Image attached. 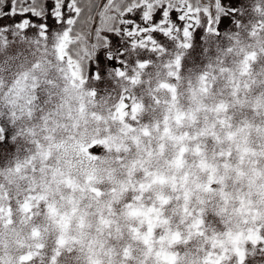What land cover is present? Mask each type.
<instances>
[{"label":"rangeland","instance_id":"374dc122","mask_svg":"<svg viewBox=\"0 0 264 264\" xmlns=\"http://www.w3.org/2000/svg\"><path fill=\"white\" fill-rule=\"evenodd\" d=\"M245 5L246 15L238 28L225 21L219 35L197 33L191 48L179 47L181 41L177 40L168 43L163 51H139L129 59L123 77H112L103 85L89 82L97 95L119 100L114 111L123 124L124 138L117 144L93 139L91 144L96 142L97 151L93 153L95 159L88 160H101L106 150H114L117 155L85 181L73 179L71 183L57 184L54 191L45 187L49 182L45 173L50 171L46 167L47 155H38L31 173L42 177L39 184H25L23 194L17 197L19 204L16 200L7 207L0 204L5 213L12 208V222L0 223V258L5 264H20V257L29 252L37 255L33 264H48V256L56 253L61 238L66 241L63 248L73 252L67 236L72 228L78 230L79 242L89 248L94 244L101 257L106 250L109 252L107 264H134L133 244L147 247L149 243H161V237L168 233L178 237L173 244L187 243L182 240L180 229L189 226V212L201 217L195 225L196 235H204L201 226L222 229L219 205L227 197L246 191L240 178L245 166L254 163L242 150L245 141L260 131L249 123L257 125L264 117L254 116L239 103L232 106L240 98L239 88L244 86L235 78L230 80L229 88H224L225 81L218 79L217 73H200L211 57L226 48L229 53H236L231 60L243 62L244 72L251 61H257L253 64L254 74L264 78V55L257 57L253 50L264 52V44L257 39L258 33L264 34V11L256 10L264 7V0H245ZM138 62L145 66L139 67ZM180 84L191 89L193 99L199 93L213 101L210 106L196 109L203 113L202 117L191 112L186 115L187 101L180 100L178 94ZM162 94H166L164 100ZM225 96L227 103L223 102ZM43 99L42 96L41 103ZM158 111L168 112L161 135L149 129V122ZM186 118L187 126L183 123ZM14 143L17 155L32 148L19 140ZM12 148H0V164L9 158ZM33 195L44 197L42 206L25 214L19 205ZM55 201L68 205L57 211L68 217L63 228L55 222L58 216L54 218L48 211V205L55 207ZM261 228H248L246 233L235 236L227 233L231 247L238 245L243 250L247 238L258 234ZM255 261L264 264L260 256ZM96 264L104 261L97 260Z\"/></svg>","mask_w":264,"mask_h":264},{"label":"clouds","instance_id":"9594fccd","mask_svg":"<svg viewBox=\"0 0 264 264\" xmlns=\"http://www.w3.org/2000/svg\"><path fill=\"white\" fill-rule=\"evenodd\" d=\"M257 39L264 44V34L258 33ZM253 50L257 51V57L264 55V52L258 49ZM235 55V52L229 53L226 48L220 50L218 56L209 59L200 74L203 71H208L209 74L217 73L218 79L225 81L224 88H229L230 80L235 78L244 86L239 88L240 98L238 101H233L232 106L239 103L240 107L247 108L254 116L264 117V78H258L254 74L253 64L257 61H251L247 66V72H244L241 60L230 59ZM217 60L220 62L216 63ZM221 68L225 71L220 72ZM29 70L30 66L25 65L20 75L22 76L23 71ZM15 79H20V76L9 75L3 78V84L0 86V118L8 120L14 112L13 124L17 129V140L24 145H31L32 148L26 149L24 155H17L14 145L9 158L0 164V204L5 207L12 200H16L17 204L20 203L17 197L23 194L25 184L29 186L39 184L42 177H34L31 173L33 161L38 155H47L46 167L50 171L45 173L49 177L48 185L45 187H51L54 191L57 184H65L73 179L85 181L88 176L102 169L108 159L114 160L117 155L114 150L112 152L106 150L101 160L90 161L88 156L80 151L82 144H91L93 139H107L110 143L117 144L124 138L123 124L114 111L119 100L115 97L111 99L101 97L99 93L97 97H92L89 95L91 90L89 85L72 89L71 85L55 71L54 61L47 78L48 82L42 79L37 89L32 88L31 80L21 79V83L16 84ZM65 88L68 90L65 91ZM178 94L180 100L187 101L184 104L186 115L191 112L197 118L203 115L202 112H196L197 108L210 106L213 103L209 97H201L199 93H196L197 98L193 99V92L183 84L178 86ZM42 96L44 99L41 103ZM161 98L164 100L166 94H162ZM223 102H228L227 96ZM159 107L163 108V105ZM167 115V111L156 112L149 122L150 131L156 135L163 134V122ZM183 123L187 126L189 118ZM249 126L258 127L260 130L255 134V138L249 137L242 145L247 159L254 163L245 166L244 176L240 178V183L246 191L238 192L234 197H227L226 201L219 205L218 219L223 225L222 229L201 226L204 235H196L195 225L201 217L193 216L192 212H189L187 215L189 226L180 229L182 240H187V243H179V248L176 244L169 246L171 234L168 233L165 234L163 245L149 243L145 247L143 244H133L131 255L135 257L134 264H157L155 252L161 247L170 253L179 252L177 264H205L209 259V253L221 252L222 245L231 247L227 233L231 232L235 236L239 232L246 233L248 228L264 227V119H261L257 125H252L250 122ZM17 164L20 165L19 171H16ZM66 207H68L67 202L62 204L60 201H55L57 211ZM67 236L68 246L73 252L68 254L66 248L61 249L62 258L58 259L57 264H93L97 260H103L104 264H107L106 257L109 252L106 250L105 256L101 257L100 249L95 248L94 244L91 248L87 244H81L76 228H72ZM0 244H3V241H0ZM212 258L214 259L215 256ZM48 264H50V254ZM224 264H229V261H225Z\"/></svg>","mask_w":264,"mask_h":264},{"label":"snow or ice","instance_id":"6c2138e0","mask_svg":"<svg viewBox=\"0 0 264 264\" xmlns=\"http://www.w3.org/2000/svg\"><path fill=\"white\" fill-rule=\"evenodd\" d=\"M256 10L264 11V7ZM245 15V0H0V86L4 77L13 75L20 76L16 84L31 80L32 88L37 89L42 79L48 82L52 61L72 89L89 82L103 85L112 77H123L129 59L139 51H163L177 40L181 41L179 47L191 48L197 33L219 35L225 21L238 28ZM25 65L30 70L21 76ZM138 66L145 64L138 62ZM89 95L95 97L96 89L91 88ZM14 120V112L8 120L0 118V148L14 147ZM80 151L95 159L96 142L82 144ZM19 169L17 164L16 171ZM42 200L43 196H28L19 208L31 214L42 206ZM48 211L52 217L58 216L55 222L63 228L68 217L59 215L52 205ZM11 215V207L7 213L0 207V223H11ZM257 232L247 238L243 250L238 245L222 246L221 252L208 254L205 264H224L226 260L229 264H256L257 256L264 258V227ZM164 239L162 236L161 245ZM177 239L171 237L169 246ZM65 243L63 238L59 240L50 264L62 258L60 249ZM155 256L157 264H177L179 252L161 247ZM36 259L29 252L20 257V264H33ZM0 264H5L2 258Z\"/></svg>","mask_w":264,"mask_h":264}]
</instances>
